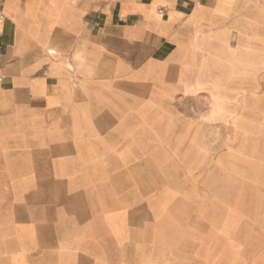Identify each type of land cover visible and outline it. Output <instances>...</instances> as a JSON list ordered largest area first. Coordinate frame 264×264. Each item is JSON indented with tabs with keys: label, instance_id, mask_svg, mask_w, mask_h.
I'll return each mask as SVG.
<instances>
[{
	"label": "crops",
	"instance_id": "obj_1",
	"mask_svg": "<svg viewBox=\"0 0 264 264\" xmlns=\"http://www.w3.org/2000/svg\"><path fill=\"white\" fill-rule=\"evenodd\" d=\"M263 72L264 0H0V264H264L229 167L171 165Z\"/></svg>",
	"mask_w": 264,
	"mask_h": 264
},
{
	"label": "rangeland",
	"instance_id": "obj_2",
	"mask_svg": "<svg viewBox=\"0 0 264 264\" xmlns=\"http://www.w3.org/2000/svg\"><path fill=\"white\" fill-rule=\"evenodd\" d=\"M263 73L252 81H233L230 84L228 109L232 113L223 119H216L214 123L217 125L203 127L213 130L212 135H203L196 142L183 143L177 141L182 127L172 126L171 132L172 147L175 146L171 152V165L229 167L233 177L235 211L244 218L256 211L264 214V204H259L261 200L255 197L256 192L259 195L264 192ZM253 87L257 89L251 96ZM171 102V117L205 119L208 112L205 93L194 98L174 97ZM194 102L202 103V109H194Z\"/></svg>",
	"mask_w": 264,
	"mask_h": 264
}]
</instances>
